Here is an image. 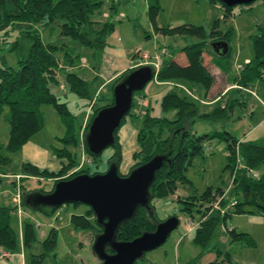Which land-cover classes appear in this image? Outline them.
Returning <instances> with one entry per match:
<instances>
[{
	"label": "trees",
	"instance_id": "trees-1",
	"mask_svg": "<svg viewBox=\"0 0 264 264\" xmlns=\"http://www.w3.org/2000/svg\"><path fill=\"white\" fill-rule=\"evenodd\" d=\"M159 1L147 0V16L156 31L164 36H196L199 41L183 48L187 60L186 65L183 66L171 60L161 65L156 73L152 69L153 74L155 73L158 82L184 83L189 85L191 91L200 98L205 97L214 84V78L204 65V55L227 72L228 58L231 55L230 47L225 55H220L212 47V43L226 42L230 46L233 30L221 31L219 29L220 19L213 22L211 31L207 34L203 27L191 24L157 28L156 18L161 10ZM208 1L211 5L220 7L224 18L232 17L233 7H227L220 0ZM102 5V0H0V30L24 28L21 34L29 43L26 54L18 60L17 68L0 65V120L4 109L7 108L6 121L8 123L7 143L0 144V183L8 175L22 176L20 182L35 179L39 184L44 183V185L53 180V186L49 191L31 188L28 190L21 183L20 210L27 206L24 197L30 193H50L54 185L61 180H68L83 173L96 174L90 172L89 165L93 163L92 165L97 168L102 154L100 156L91 154L87 144L83 141L84 157L91 163L81 165L78 157L81 125L77 131L75 117L69 111L67 102H60L50 86L58 83L59 73L62 72L68 92L87 102L83 106L92 111L83 130L84 136L97 112L113 104L114 86L132 70L125 71L112 83L110 99L107 100L97 95L94 101L90 97L89 82L78 73L67 71V69L64 71L62 68L61 62L68 67H75L79 63V56L73 57L66 51L64 56L59 58L56 53L61 48L43 42L40 30L58 21L64 37L71 38L90 48L93 50V58L99 59L107 46V36L115 28L114 24L109 22L102 23L98 28L100 23L92 20V15L99 12ZM249 38L252 46V59L233 79L238 87L235 88L236 92L262 79L264 72V27L258 26L256 33ZM15 44L18 46L17 43ZM97 101H100L101 105H97ZM235 101L239 102V99L233 100ZM198 103L183 92L179 94L171 91L163 96L160 107L164 113L175 112L172 120L145 115L142 127L137 132L138 152L133 155L135 163L130 171L148 163L158 155L169 153V162L163 163L149 187V210L143 207L138 208L130 220L118 227L115 239L119 242H129L144 232H153L159 223L155 219L154 203L172 197L180 184L187 183L186 172L191 167L194 157L203 155V148L206 144L217 141L223 143L226 153L224 170L229 171L231 178L230 200L226 201L225 192L221 188L213 190L209 187L198 197H177V202L181 203L180 211L190 215V220L194 221L193 212L200 214V219L192 232V243L200 248V252L188 264H198L208 253L213 254L214 259L205 264H234L231 259L232 252L222 249L218 244H212V240L219 235L220 227L223 225L230 244L239 243L244 247H255L256 243L248 234L236 232L227 226V222L233 216L240 215L264 217V175L253 178L247 174L248 170L255 171L264 164V142L239 140L226 131L198 135L193 130L196 119L210 123L226 122L230 119L232 111V106L217 105L208 113H199ZM44 105L53 107L65 129L63 136L57 138L59 146L51 147L52 154L61 161L60 168L57 171H50L22 162L18 171L11 174L7 168L12 163V159L7 154L19 153L22 147L42 130L44 121L41 107ZM128 116H131V111L122 119L120 126L114 132V144L110 147L114 153L107 160L108 165L113 163L118 170L122 159L118 133ZM3 150L6 154H1ZM80 165L81 168L77 172L66 176L69 171ZM216 203L220 210H215L216 214L212 216ZM59 208L42 206L38 212L51 216ZM18 211L17 205L0 206V249L5 252L17 249L18 237L12 228V221L13 214H18ZM173 216L178 218L177 215ZM71 221L75 230L90 231L92 237L97 230L96 220L89 207L84 214L72 216ZM18 225L21 249L29 250L36 243L35 225L28 221H19ZM41 244L48 251L54 250L56 231L51 229ZM47 255V253L32 254L33 260L30 264L41 263Z\"/></svg>",
	"mask_w": 264,
	"mask_h": 264
},
{
	"label": "rangeland",
	"instance_id": "rangeland-1",
	"mask_svg": "<svg viewBox=\"0 0 264 264\" xmlns=\"http://www.w3.org/2000/svg\"><path fill=\"white\" fill-rule=\"evenodd\" d=\"M103 5L99 12L92 15V20L99 22L98 28L102 23L109 22L114 24V31L107 36V54H103L99 59L93 58V50L83 46L79 42L71 38L64 37L59 28V22L51 24L47 28H41L40 35L45 43H51L61 48L56 55L60 58L68 51L69 54L79 56V63L75 67H68L61 62L64 71L80 73L84 72V78L89 82L90 97L95 101V92L106 81L107 75H114L118 71L130 69L131 64L136 62V65H146L152 69L160 64L164 65L171 60L180 64L186 61V56L183 48L193 45L199 41L196 36H162L156 31L154 25L150 22L147 16V0H102ZM161 10L156 19L155 26L157 28L166 26H178L182 24H191L201 26L205 33L211 31L213 22L217 19L219 21V29L223 32L232 29L233 35L230 40V47L232 49L229 60V69L227 73L223 72V77L232 83L233 78L238 72L246 66L252 59V46L250 36L256 33L258 26L264 27V0H257L251 6H236L232 9V17L224 18L223 11L218 5H211L208 0H160ZM19 29H5L0 30V65L9 66L12 68L18 67V60L22 58L29 46ZM17 43L18 46L15 44ZM124 49L126 56L118 58L110 55L108 50ZM161 55L158 60L157 57ZM134 57V60L132 58ZM206 60L209 58L205 55ZM81 65L90 68H97L100 71L98 79L91 80L92 73L86 69H77ZM219 75L222 74L219 72ZM187 90L190 86L181 83ZM111 85L104 84L97 92L102 95L111 96ZM148 85V86H147ZM146 87L136 94L133 99L131 108V116H128L122 125L119 135L126 133V141L133 138L135 143V136L137 131L143 124V113L147 110L146 106L140 102L138 103L137 96H145L143 100H148L149 90L151 93L154 89L166 88L158 87L155 81L148 83ZM52 92L60 99V102H67L69 111L75 117V129L79 131V126L82 124L83 117L87 112V107L83 106L87 102L81 100L75 94L68 92L67 86L63 80V73H59L58 83L52 84ZM177 93H182L180 89L174 88ZM190 90H192L190 88ZM187 95V94H185ZM254 96V97H252ZM261 97V98H260ZM200 100V96H198ZM264 98V72L262 79L252 83L247 91L236 92L235 90L228 93V95L214 106H204L198 103L199 113H208L212 111L217 105H224L227 101L239 99L240 103H235L233 107V115L224 123H210L201 119H196L193 130L198 135L206 133H213L214 131H226L239 139L246 141L256 140L264 141V122L258 123L264 118V109L259 103H262ZM197 100V98H193ZM101 105L97 101V105ZM245 104V105H244ZM150 113L159 118L173 119L172 113H164L159 106V100L156 97L151 98ZM43 127L40 132L34 135L30 143L36 144L41 148L49 149L51 154V147H58L57 137H61L64 133V128L59 122V117L52 106H42ZM254 112L253 117L250 116ZM7 108L0 120V144L5 145L8 139V123L6 121ZM188 130V125L186 124ZM252 133L248 137L247 133ZM247 135V136H246ZM248 137V138H247ZM127 144L125 143V146ZM206 146L211 147V151H206L203 155L195 156L191 167L186 172L188 182L180 184L172 197L165 198L154 203L155 219L157 222L166 220L168 217L177 215L180 220L178 227L174 230L167 241L159 248L147 252L143 258L138 260L135 264H187L189 261L197 256L200 248L192 243V233H187L188 227L186 221L190 220V215L186 212H181V203L177 202V197L185 198L190 196H200L207 188L211 187L213 190L221 188L225 194L226 201L230 200L232 195L231 178L228 170H224L226 164V153L223 143L212 141ZM23 151L17 154H7L12 163L7 168L11 174L18 171L23 159ZM6 154L3 150L1 154ZM111 154V148L106 149L98 162L96 168L91 164V173H103L108 168L107 158ZM78 157L83 166L91 163L84 157V152L81 148L78 149ZM50 163L44 167L48 170H55L58 166V159L49 157ZM48 160V161H49ZM87 161V162H86ZM53 162V163H52ZM38 165V164H36ZM35 165V166H36ZM131 165V163H130ZM133 165V163H132ZM131 165V166H132ZM40 166V165H38ZM130 166V167H131ZM255 173L258 176L264 175V164L259 166ZM15 177V175H8ZM6 178V177H4ZM9 180H3V182ZM25 187L31 189H43L49 191L53 186V180L48 181L47 185L39 184L37 180L32 179L24 181ZM4 185H0V189ZM87 206L73 204L63 205L51 216H46L42 212H38L30 206L22 207L20 216L13 214L12 228L17 234V249L12 252H7L11 257L18 258L21 254V244L18 233V222H31L36 228V243L31 249L23 251L25 264L32 263V254L47 253L48 255L41 263L35 264H99L98 257L93 251V240L90 231H78L74 229L71 217L74 215H82L87 210ZM216 211H212V216ZM194 225L199 221L200 214L192 213ZM89 219V218H88ZM233 224V221H232ZM231 225V221L227 222V226ZM54 229L56 231V247L52 251L44 249L41 242L46 238L49 231ZM186 232V233H185ZM91 238V240H90ZM228 239L225 226L220 227L219 235L215 236L212 244L219 245L222 249L232 251L235 246H230L229 242H224ZM237 245V243H235ZM230 246V247H229ZM247 248V247H246ZM213 254L205 256L198 263H208L213 259Z\"/></svg>",
	"mask_w": 264,
	"mask_h": 264
},
{
	"label": "water",
	"instance_id": "water-1",
	"mask_svg": "<svg viewBox=\"0 0 264 264\" xmlns=\"http://www.w3.org/2000/svg\"><path fill=\"white\" fill-rule=\"evenodd\" d=\"M257 0H220L227 7L250 5ZM220 55L228 52L226 42L212 43ZM151 67L132 70L113 88V104L102 108L92 119L84 135L90 153L100 156L114 144V132L131 110L134 94L142 91L153 79ZM158 155L148 163L121 175L115 164L103 173L79 174L57 182L50 193H30L24 197L27 206L58 208L68 204H82L93 212L96 225L102 232L93 240V251L99 264H135L144 254L162 246L176 230L179 219L170 216L159 222L153 232H144L129 242L115 239L118 227L130 220L140 208L149 210V187L168 156Z\"/></svg>",
	"mask_w": 264,
	"mask_h": 264
},
{
	"label": "crops",
	"instance_id": "crops-1",
	"mask_svg": "<svg viewBox=\"0 0 264 264\" xmlns=\"http://www.w3.org/2000/svg\"><path fill=\"white\" fill-rule=\"evenodd\" d=\"M157 17H158V15H157ZM160 35H162V34H160ZM162 36H164V35H162ZM164 37H166V36H164ZM178 37H181V36H178ZM228 47H230V46H228ZM108 51H109L110 55H112V56H116V54H117L118 58H124L126 56L124 49H118L117 50V49L113 48V49L108 50ZM231 51H232V49L230 47V53H231ZM104 53L107 54L106 48L103 51V54ZM132 60H134V57L132 58ZM229 60H230V57L228 58V62H229ZM178 64H180V63H178ZM186 64H187V60L180 65L184 66ZM204 65L206 66V68L210 72V74L213 76L214 84L211 87V89L209 90L208 94L205 97H201L199 100V98H198L199 95H197L196 93L191 91L190 88H189V90H187L186 88L181 87L183 85L180 82H176V81L158 82L155 78V76H156L155 73L159 70V68L161 66L160 64H158L157 71L154 69L156 72L154 73V78L152 80L156 82L158 87L166 88L165 89L166 91H163V89H158V90L154 89L151 93V90H149L147 97H149V96L150 97L147 101L143 100L145 98V96H142L141 93L139 96H137L138 103L142 102L147 108V110L143 113V117H145L146 114H149L151 117L159 118V117L153 116L150 113V109L153 108V107H151V98L156 97V99L159 100V106H160V102H161V99L163 98V96H165L167 93H169L171 91H175L174 88L180 89L181 92H183L184 94H187V96H189L191 98H193L192 96H194V98H197L196 101L200 102V104L207 106V107L208 106H214V105L218 104L219 102H222V100H224V98L228 95V93L235 90V88L237 86L234 84L233 80H232V83H229L223 77L224 71L221 69V67L219 65H216L213 61H210V58H209V60H206L205 55H204ZM144 66H146V65H144ZM130 67L131 68L127 69V70H136L140 67H143V65H136V62H133ZM81 68L86 69L92 73L91 80L98 79L100 77V75H99L100 71L95 67L90 68L89 66L85 67V65H81L77 69L80 70ZM127 70L122 69V71H118L113 76L107 75L106 81L103 84H101L100 87L106 83L112 84L121 74H123ZM219 72L222 74V76L219 75ZM225 73H227V72H225ZM83 74H84V72H81V74L79 73V75L84 80H86L83 77L84 76ZM100 87L97 89V91L100 89ZM248 88L249 87L242 89L241 91H247ZM97 91L95 92V94L101 95L102 97H104V99H107V100L110 99L111 96L108 98L107 96L102 95L101 92H97ZM137 94H139V93H137ZM134 96H136V95H134ZM252 97H254V96H252ZM193 100H195V99H193ZM256 102L259 103L261 105V107L264 109V98H262V103L258 102L257 100H256ZM236 103L238 104L239 102H236ZM132 105H133V102H132ZM221 106L222 107L223 106H232L231 114L233 115V107L235 106V103L233 102V100L227 101L224 105H221ZM91 111H92L91 109L87 108V112H86L85 116L83 117V121L81 124L80 134L83 133V130H84L86 124L88 123L89 117L91 115ZM167 113H169V112H167ZM170 113L173 114L172 116L174 118L175 112H170ZM253 114H254V112H251L250 116L253 117ZM167 119H169V118H167ZM59 122H60V120H59ZM261 122H264V118H262L261 121L258 123L259 126H260ZM218 123L222 124L224 122H218ZM60 124H61V122H60ZM64 132H65V129H64ZM119 132H120V130H119ZM251 134L252 133L248 132L247 133L248 137H250ZM118 136H119V143H120L121 149H122V151H121L122 159H121V163L119 165L118 171L121 175H127L129 173L131 167L135 163V161L133 160V155L136 152H138L137 139H136L137 133L135 136V143L132 142L133 138L129 141H126L127 136H126V133H124V132H122L120 135L118 133ZM57 138H60V137H57ZM83 139H84V136L81 138V135H80V142L81 143L83 142ZM239 140H245V139L242 138ZM250 141H253V140H250ZM254 141H256V140H254ZM259 142H264V141L260 140ZM125 143L127 144L126 146H125ZM21 150L23 151L22 153H23L24 162L31 163L33 165L38 164L40 166H38V165H36V166L39 168H44L48 164V162L50 163L49 157L51 155H52V157H55L52 153L51 154L48 153L49 149L47 150V148H41L38 145L30 143V142L26 143L22 147ZM113 153H114V151H113V149H111V154L109 155L107 160L113 155ZM84 163H85V161H84ZM130 163H131V165L133 163V165L131 166ZM60 165H61V161L58 160V166L56 167V169L50 170V171H57L60 168ZM17 176H20V175H16V177ZM21 177L22 176H20V179H21ZM20 179H19V183H18L19 186L21 185V183H23V185H24V182H20ZM2 180H9V181L8 182L2 181L0 183V185H2V184L4 185V187H2L0 189V206H14L15 205L14 197L16 195L17 181H16L15 177H11V176H6V178H3ZM30 180H32V179H30ZM30 180H28V182ZM35 210L38 211V209H35ZM20 213H18L19 216H20ZM230 221H231V225H229L230 228L234 229L236 232L248 234L256 243L255 247H253V248L247 247L246 248V247L240 245L239 243H237V245H235L234 243L230 244L229 237H228V239H225L224 242L228 241L230 246H235V248H233V250L231 251L232 252L231 253V259H232L233 263L234 264H264V217L260 216V215H256V216L240 215V216H233L230 219ZM232 221H233V224H232ZM192 232H193V230H189V228H188L187 233H192ZM20 238H21V236L19 237V239ZM90 240H91V238H90ZM20 242H21V239H20ZM3 253L7 254V256L3 257L2 256ZM206 255L211 257L212 254L208 253ZM213 259H214V256H213ZM23 260H24L23 249H21V254H19V257L16 259L11 257V255H9L7 252L0 249V264H25V261H23ZM98 263H100L99 260H98ZM201 264H205V263H201Z\"/></svg>",
	"mask_w": 264,
	"mask_h": 264
},
{
	"label": "built area",
	"instance_id": "built-area-1",
	"mask_svg": "<svg viewBox=\"0 0 264 264\" xmlns=\"http://www.w3.org/2000/svg\"><path fill=\"white\" fill-rule=\"evenodd\" d=\"M160 57H161V55H159V56L157 57V59L159 60ZM157 67H158V65L155 67V68H156V69H155L156 71H157ZM156 71H155V72H156ZM191 93H192V92H191ZM192 94H193V93H192ZM192 97H193V96H192ZM80 135H81V138H82V137H83V133H81ZM80 148L83 150V144H82V143L80 144ZM203 149H204L203 152H205V149H206V151H211V147H210V146H205ZM81 165H82V164H81ZM81 165L78 166V167H76L75 169L69 171L68 174H66V176H69L70 174H73V173L77 172V171L81 168ZM247 174H248L249 176L253 177V178H258V177H259L258 174L255 173V171H253V170H248V171H247ZM19 179H20V176H17V177H16V181H17V185H16V195H15V197H14L15 205L18 206V210H19L18 213L21 212V210H20V207H21V194H20V192H21V191H20V186H19V184H18V183H19ZM213 209H214V210H220V208H219V206H218V203L214 204ZM221 212L223 213V210H221ZM186 225H187V227L189 228V230H193V229L196 227L197 224L194 225V223H193L192 220H187V221H186ZM2 256L5 257V256H7V254L3 253Z\"/></svg>",
	"mask_w": 264,
	"mask_h": 264
},
{
	"label": "flooded vegetation",
	"instance_id": "flooded-vegetation-1",
	"mask_svg": "<svg viewBox=\"0 0 264 264\" xmlns=\"http://www.w3.org/2000/svg\"><path fill=\"white\" fill-rule=\"evenodd\" d=\"M108 167H109V165H108ZM107 169H108V168H107ZM96 228H97V230H96L95 234H93L92 240H94V238H95L96 236H98L99 234H101V232H102L101 227H99V226L97 225Z\"/></svg>",
	"mask_w": 264,
	"mask_h": 264
},
{
	"label": "clouds",
	"instance_id": "clouds-1",
	"mask_svg": "<svg viewBox=\"0 0 264 264\" xmlns=\"http://www.w3.org/2000/svg\"><path fill=\"white\" fill-rule=\"evenodd\" d=\"M82 144H83V142H82ZM84 149V148H83ZM84 152V151H83Z\"/></svg>",
	"mask_w": 264,
	"mask_h": 264
}]
</instances>
